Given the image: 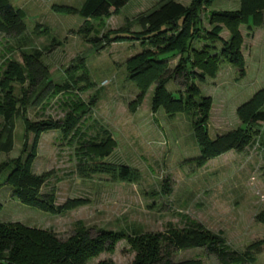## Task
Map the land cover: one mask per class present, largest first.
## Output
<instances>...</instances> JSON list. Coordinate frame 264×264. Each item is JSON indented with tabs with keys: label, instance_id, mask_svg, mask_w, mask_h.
<instances>
[{
	"label": "rangeland",
	"instance_id": "374dc122",
	"mask_svg": "<svg viewBox=\"0 0 264 264\" xmlns=\"http://www.w3.org/2000/svg\"><path fill=\"white\" fill-rule=\"evenodd\" d=\"M22 13L26 31L21 37L0 34V80L5 59L22 63V53L41 51V60L47 66L52 85L62 86L66 69L82 59L91 86L85 81L76 84L70 93L50 97L46 91L38 103L31 102L25 117L31 122L62 120L69 110V101L77 96L87 105L95 104L81 118L80 132L84 139L102 138L101 130L115 141L112 153L103 162L127 165L140 175L138 182L127 183L107 175L81 177L77 172L79 144L82 139L69 141L59 132L43 133L37 145V155L31 172L49 173L42 193L53 191L56 205L69 200L83 199L87 203L60 215L43 212L20 203L12 196V188L0 176V222L52 231L60 240L70 237L76 223L81 222L94 237L99 230L123 231L129 234L164 232L168 225L180 229L185 220L200 223L213 234L221 233L225 244L237 253L244 252L264 235V221L255 217L264 213V125L257 126L258 135L242 152H226L196 168L191 162L198 157L190 117L185 113L168 118L163 109L151 112L154 86L145 94L142 103L131 112L129 104L138 95L136 85L128 79L125 62L141 52L143 47L135 40H124L98 49L83 40L78 30L83 19L75 14L56 11L54 7L68 6L80 9L85 0H7ZM162 0H129L117 15L109 19L92 20L94 25L104 23L100 35L108 30L127 26L130 32L141 29L135 23L140 15L157 8ZM187 6L189 0H174ZM238 0H212L207 11H235ZM204 12L200 26L209 29ZM241 37L240 54L243 60V77L227 62H219L213 78L197 77L192 83L198 88V97H209L211 107L207 121L210 139L240 127L236 109L264 87V11L258 27L247 30L238 26ZM219 37L228 40L222 30ZM60 45H54V43ZM197 44V43H196ZM195 47H200L196 45ZM102 45H104L102 43ZM216 50L220 44H214ZM176 58L167 61L173 69ZM82 71L75 74L80 77ZM191 81L189 83H191ZM182 79L173 77L165 89L174 97L185 91ZM21 88L14 84L15 94L22 97ZM38 89H33L31 100ZM65 105H68L66 107ZM264 110V105L262 106ZM3 119L0 117V132ZM24 124L14 120V140L9 153H0V164L17 158L22 150ZM33 134L28 135V145ZM78 141H80L78 143ZM76 153V155H75ZM163 188L167 190L163 192ZM253 264H264V251L253 253ZM134 252L126 241H120L113 254L103 253L87 264L111 261L113 264H130ZM199 259L202 264H218L201 249L172 251L173 262Z\"/></svg>",
	"mask_w": 264,
	"mask_h": 264
},
{
	"label": "trees",
	"instance_id": "16d2710c",
	"mask_svg": "<svg viewBox=\"0 0 264 264\" xmlns=\"http://www.w3.org/2000/svg\"><path fill=\"white\" fill-rule=\"evenodd\" d=\"M129 0H85L80 9L68 6L54 7L56 11L69 15H79L84 21L78 34L84 41L98 49L105 45L135 40L143 50L128 58L125 62L127 77L138 89L135 100L129 104L134 112L142 103L151 86L154 91L151 112L160 108L168 118L185 113L190 117L192 137L198 149V157L191 164L202 167L208 160L226 152H242L252 144L258 135L257 126L264 125V87L236 109L240 127L221 136L210 139L207 134V121L211 100L198 97L199 90L192 83L193 78L203 81L213 78L219 62H227L243 77V60L240 54L241 37L239 25H245L252 31L261 22L264 0H238L235 11H207L212 0H189L187 6L174 0H162L157 8L140 14L135 23L139 32L132 33L129 22L124 28L108 30L100 35L104 23L94 25L92 20L109 19L117 15ZM204 12L209 29L200 26V15ZM228 32V40L219 35L222 30ZM26 31L22 13L14 9L7 0H0V34L21 37ZM102 43L104 45H102ZM197 43V44H196ZM219 43L218 50L214 44ZM195 44L200 47H195ZM54 45H60L56 42ZM42 52L32 50L22 53V63L5 59L0 80V117L3 127L0 132V153H9L14 140V120L20 118L24 124V139L20 155L0 164V176L5 175L4 184L12 188V196L20 203L43 212L60 215L79 208L87 203L83 199L69 200L62 205L55 204L53 191L42 193L50 177L49 173L36 175L31 172L37 155L40 136L49 131H57L63 139L78 141L80 154L77 172L81 177L107 175L114 180L127 183L138 182L140 175L136 169L127 165L106 163L102 158L109 156L115 148V141L106 131L103 137L84 139L80 132V121L95 104V99L87 105L77 96L75 102L69 101V110L62 120H40L31 122L25 117V109L31 102L38 103L46 91H52L50 97L70 93L76 84L85 81L91 86L82 59L66 69V80L62 86L52 85L49 71L41 60ZM176 58L173 69H168L167 61ZM82 71L80 77L75 74ZM182 79L185 91L174 97L165 89L173 78ZM191 81V83H189ZM14 84L20 87L28 84V90L21 88L22 97L15 94ZM38 89L31 100L33 89ZM68 107V105H65ZM33 134L32 144L28 145V135ZM167 189L163 188V192ZM0 204V209H1ZM264 221V213L255 217ZM126 241L134 258L130 264H202L199 259L178 262L171 260L172 251L201 249L205 255L212 256L218 264H253V253L264 251V235L260 241L248 245L244 252L231 250L221 236L213 234L200 223L185 220L182 228L168 225L164 232L129 234L123 231L99 230L94 237L81 222L76 223L73 234L66 240H60L48 230L30 228L19 223L0 222V264H87L103 253L113 254L117 243ZM98 264H113L102 261Z\"/></svg>",
	"mask_w": 264,
	"mask_h": 264
}]
</instances>
